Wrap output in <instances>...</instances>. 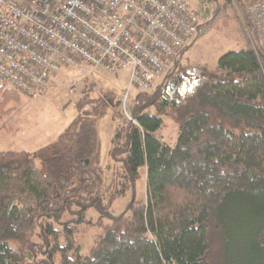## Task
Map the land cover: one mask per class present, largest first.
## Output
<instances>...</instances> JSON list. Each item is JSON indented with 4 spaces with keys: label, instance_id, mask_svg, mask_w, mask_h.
<instances>
[{
    "label": "trees",
    "instance_id": "trees-1",
    "mask_svg": "<svg viewBox=\"0 0 264 264\" xmlns=\"http://www.w3.org/2000/svg\"><path fill=\"white\" fill-rule=\"evenodd\" d=\"M232 2L255 40L248 10L264 0H206L196 41L236 17ZM188 49L159 88L140 93L134 119L118 125L109 184L98 163L106 112L78 115L34 155L0 152V264H264L262 58L249 38L247 50L227 53L208 73L182 67ZM179 75L187 76L181 86ZM85 83L90 99L95 85ZM0 94L2 122L21 99L5 87ZM166 115L180 126L174 148L156 137ZM142 170L147 197L138 199ZM130 192L126 211L111 215ZM90 209L111 224L87 218ZM90 226L103 233L86 258L78 236Z\"/></svg>",
    "mask_w": 264,
    "mask_h": 264
},
{
    "label": "built area",
    "instance_id": "built-area-1",
    "mask_svg": "<svg viewBox=\"0 0 264 264\" xmlns=\"http://www.w3.org/2000/svg\"><path fill=\"white\" fill-rule=\"evenodd\" d=\"M264 67V2L249 8ZM189 0H0V87L34 98L64 70L117 75L150 93L198 37Z\"/></svg>",
    "mask_w": 264,
    "mask_h": 264
},
{
    "label": "rangeland",
    "instance_id": "rangeland-1",
    "mask_svg": "<svg viewBox=\"0 0 264 264\" xmlns=\"http://www.w3.org/2000/svg\"><path fill=\"white\" fill-rule=\"evenodd\" d=\"M204 1L206 2V0H189L191 7L198 12H202L204 5H207ZM232 6L236 17L229 23L224 22L226 24L224 27L215 22L210 29L204 32L182 56V67L192 69L197 67L208 73H215L222 56L229 52H238L249 48V38L253 42L254 37L251 33L248 35L245 33L244 16L234 2H232ZM203 21H206L204 14L202 15ZM163 79L155 88L161 86ZM186 79L187 76L179 75L176 78V84L181 86ZM86 81L95 85L94 96L90 99H84L86 98L84 85ZM191 81H193L192 78ZM140 93L137 89L131 88L130 72L128 71H120L115 76L105 70L93 73L87 68L64 70L59 73L58 79L51 82L47 92L31 99L20 95V103H10L7 108L4 107L12 112H9L8 116H5L0 122V152H26L34 155L40 148L57 141L62 133L73 124L78 115L94 114L96 111L106 112L98 124L101 152L98 163L106 174V184H109L114 175V168H116L115 163L112 162V149L117 127L120 123L134 119L132 114L137 107L136 102ZM2 98L3 94H0V102L4 101L1 100ZM106 100L108 103L104 105ZM80 102L82 105L87 103L88 105L83 112L79 113L76 106ZM152 113L155 114V111ZM1 115L4 114L0 110ZM163 119V129L156 133V137L174 148L179 139L180 126L169 115L163 116ZM109 167L110 169H108ZM141 173L143 176L137 183L136 191L138 199L147 197L145 170H142ZM133 198V193L130 192L125 198L118 200L112 206L111 215L121 216ZM101 217H103L102 213L95 209L88 211L87 218L94 220L95 223ZM100 220H103L105 225H110L112 222V219L107 217ZM102 233V229L96 226L83 228L82 233L78 236V242L82 246L84 257H90V250ZM215 259L219 260L218 255L215 256Z\"/></svg>",
    "mask_w": 264,
    "mask_h": 264
}]
</instances>
